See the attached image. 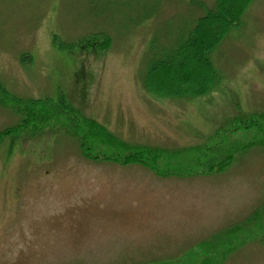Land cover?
Here are the masks:
<instances>
[{
	"label": "rangeland",
	"instance_id": "obj_1",
	"mask_svg": "<svg viewBox=\"0 0 264 264\" xmlns=\"http://www.w3.org/2000/svg\"><path fill=\"white\" fill-rule=\"evenodd\" d=\"M214 1L0 0V264H264V0L215 91L143 86Z\"/></svg>",
	"mask_w": 264,
	"mask_h": 264
},
{
	"label": "trees",
	"instance_id": "obj_2",
	"mask_svg": "<svg viewBox=\"0 0 264 264\" xmlns=\"http://www.w3.org/2000/svg\"><path fill=\"white\" fill-rule=\"evenodd\" d=\"M251 1L215 0L213 7L205 10L173 46L155 52L152 45L150 50L156 55L146 63L143 76L144 88L152 94L171 97H198L215 91L220 83V76L213 66L212 52L231 29L239 26L241 17ZM79 42L84 45L93 43L104 49L108 47L110 38L106 34H97ZM25 116L29 120L36 117L31 109L26 110ZM90 123L95 125L91 127L98 130L99 135L104 134L105 129L101 125L94 121ZM21 126L22 123L0 132V137L18 130ZM107 135L114 139L110 134ZM157 150L153 148L151 151H142H146L149 155H157ZM140 158V155H136L126 159L140 161Z\"/></svg>",
	"mask_w": 264,
	"mask_h": 264
}]
</instances>
